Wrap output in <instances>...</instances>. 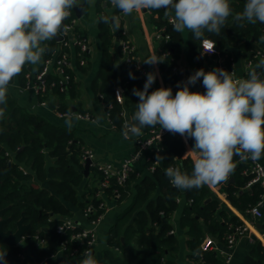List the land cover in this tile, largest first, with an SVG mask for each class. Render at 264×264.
Segmentation results:
<instances>
[{
    "label": "trees",
    "instance_id": "obj_1",
    "mask_svg": "<svg viewBox=\"0 0 264 264\" xmlns=\"http://www.w3.org/2000/svg\"><path fill=\"white\" fill-rule=\"evenodd\" d=\"M82 3L87 12L88 0H82ZM230 4L235 14L243 10L245 0H230ZM96 5L102 9L100 17L121 14L119 10L111 6L109 0H96ZM150 11L156 30L164 36L170 35L168 44L166 39H162L165 45L162 48L164 52L170 50L172 56H163L160 53V57L163 56L161 57L163 62L159 63V66L164 73V79L172 88L178 83L182 87L189 76L172 70L176 65L175 59L172 58L177 56L176 51L183 43L182 33L173 31L171 20L169 16H165L164 9ZM73 17H77L74 8L71 16L64 23H69ZM98 25L102 63L97 73L95 87L104 95L111 122L122 131L124 123L131 122L136 104L139 102V98L133 95L132 90L134 88L143 90L146 77L134 66L136 57L130 62L125 61L119 67L117 66L111 50L113 44L111 24L99 22ZM74 33H81L77 26L74 28ZM205 35L215 41L222 54L226 53L225 48L231 44L238 46L241 51H249L254 56L259 49L261 50L260 44H264L262 39L264 24L257 22L253 25L244 22V27L241 28L232 17H229L220 35L208 33ZM58 37L45 41V59L56 61L65 55L70 60L69 46L64 45L65 41L71 39L70 35L65 32ZM189 47L193 56L198 58L197 70L204 69L208 72L204 63L207 62L210 65L212 62L206 56H199L202 51L201 41L194 40L190 32ZM77 63L79 68L83 67L78 57ZM65 69L71 74L68 88L61 90L59 84L61 76L57 72L50 71L44 77L46 88L39 92L40 99L47 100L49 94L59 98L66 93L72 97L75 96L76 83L72 67L66 66ZM27 71L28 64L21 72L23 85L29 81ZM130 72L135 79L130 78ZM257 72H260L261 78H264V69H258ZM119 87L123 91L122 102L117 101L115 96V91ZM178 89L174 90L173 95ZM151 92L152 86L149 88V93ZM55 102L52 101V105H55ZM0 107L5 106L0 105ZM59 110L62 113L73 112L70 107L62 105ZM78 111L80 114L88 112L83 107ZM153 128L143 129V135ZM188 142L193 147L194 140L188 138ZM186 147L187 144L181 135L176 134L169 139L167 136L159 144L161 153L154 152L143 163L144 168L148 170L146 173H143V168L133 167L124 182H120L113 176L109 178L105 186L100 183L106 179L103 170L91 164L90 171H94L98 176H93L92 182L89 184L87 182L84 192L80 194L79 185L86 177L84 155L87 148L84 141L76 134V129L51 124L45 117L27 111L12 95L8 94L5 114L0 117V201L2 207L9 206L7 212L12 214L13 220L22 214L27 216L31 228L25 235H47L49 240L51 239L52 242L44 247L38 245L35 239L27 240L37 261H40L55 253L56 249L53 246L55 243L59 246L65 243L68 255L76 247L79 248V252L87 249L86 242L71 240L73 230L58 231L66 218L73 215L66 202H71L84 210L88 205L96 207V213L88 217V220H91L104 211L100 207L103 199L99 197L98 192L106 191L114 195L118 192L120 194L117 198L118 203L130 200V204L111 227L108 247L99 264H177L168 257L169 253L179 245L177 236L170 233L174 228L171 216L179 206V198L184 196L190 203L185 207L181 225L186 228V233L189 235L188 246L192 251L191 255L198 262L202 259L212 264H224V260L214 251L202 249V242L206 236L203 223L208 224L209 230L217 233L224 240L242 222L235 215H225L223 220L216 219L223 212H218L221 207L219 200L213 198L206 201L211 195L210 186L183 190L171 185L165 175V169L168 166L180 167L183 172L189 174L193 169L192 157L184 156ZM158 154L165 157V160L155 163ZM234 163L236 165L233 171L235 180H231L230 176L224 183L223 189L234 205L246 209L258 201L262 189L259 184L247 186L251 175L245 173L247 165L240 161L239 156L234 158ZM44 227H48L49 231H43ZM38 229L41 230L38 231ZM117 247L119 251L115 249ZM0 252H6L8 264L27 262L25 251L20 246L6 249L1 245ZM123 252L128 254L124 256ZM23 257L25 260L22 259ZM49 264L64 263L51 261ZM245 264H264V245L260 241L257 240L253 244Z\"/></svg>",
    "mask_w": 264,
    "mask_h": 264
},
{
    "label": "clouds",
    "instance_id": "obj_2",
    "mask_svg": "<svg viewBox=\"0 0 264 264\" xmlns=\"http://www.w3.org/2000/svg\"><path fill=\"white\" fill-rule=\"evenodd\" d=\"M91 3V0H88ZM111 6L125 16L140 10L164 9L171 16L173 31L186 30L201 41L203 53H212L215 42L205 33L220 35L232 17L238 27L244 22L264 24V0H245L243 10L233 14L230 0H109ZM82 8L81 0H0V117L5 114L8 86L26 64H38L51 41L68 31L64 23L74 7ZM99 22L110 23L119 30L117 16H102ZM264 39V37H262ZM163 62L155 54L144 64ZM264 69V58L248 72V78L237 79L222 68L205 72L199 69L190 75L175 95L172 89L160 87L151 93L149 88L156 73L146 74L143 90L133 89L139 98L131 122L122 126L125 139L141 137L143 129L159 126L172 134L194 140L186 153L194 154L191 174L180 167L168 166L165 175L177 189L190 190L225 183L235 170L234 158L259 161L264 157V78L257 72ZM130 78L135 76L130 72ZM205 92L191 91L190 85L201 80ZM121 96L117 93V97ZM78 114H66L69 129ZM94 123L97 121H93ZM165 157L156 156V162ZM23 240V239H22ZM0 264H8L6 252H0ZM80 264H98L91 252L85 253Z\"/></svg>",
    "mask_w": 264,
    "mask_h": 264
},
{
    "label": "crops",
    "instance_id": "obj_3",
    "mask_svg": "<svg viewBox=\"0 0 264 264\" xmlns=\"http://www.w3.org/2000/svg\"><path fill=\"white\" fill-rule=\"evenodd\" d=\"M82 2V0H81ZM83 5V3H82ZM102 9L96 5V0H91L88 5L87 12L84 9L82 17H77V27L82 34L89 37L90 40V53L88 55L87 63L82 67H78L76 46L74 44L69 45V54L71 60V67L73 70V76L76 83V94L72 97L69 93H66L62 98L47 95V100L40 99L39 93L36 92L32 83L23 85L21 83L22 73L16 76L8 86V94L12 95L13 98L27 111L35 113L37 115L45 117L53 125L59 127H67L65 120L68 112L62 113L59 109L60 106L70 107L73 114H78V109H86L91 117L81 118L76 120L73 119V126L71 128L76 129V134L84 141L85 146L93 154L94 166L103 165L106 163H112L114 166L119 168L126 157H128L136 148L137 140L140 137H131L125 139L122 136V131L117 129L110 120L107 112V104L104 100V95L101 90L95 87V81L97 79V73L102 63V51L101 41L99 37V18L102 13ZM150 10H140L132 13L131 15L125 16L123 13L118 15L120 28L114 30L111 27L113 44L111 47L114 60L119 67L125 61H127L126 53L122 48V40H128L135 47V57L146 70L147 73H156V80L152 85V91L160 88H171L174 93L175 87L172 88L170 84L164 79V73L161 70L159 63L156 65L144 64L143 60L150 55L160 56V53L164 55L163 42L156 38V28L151 20ZM171 19L172 17L169 16ZM183 43L181 47L176 51L175 62L178 67V72H182L187 76L192 75L197 71L198 58H195L189 47V32L186 30L182 33ZM208 39H211L207 37ZM214 41L213 39H211ZM168 44V40L166 41ZM215 42V41H214ZM42 46H46L44 42ZM216 52L213 54L200 52L199 56H206L210 62L204 63L208 71L217 68L218 65L224 66L228 71L232 72L235 77L239 79L248 78V72L255 67L258 61L264 58V44H260L261 54L253 56L249 51H241L238 46L228 44L225 48L226 53L220 52L219 46L215 43ZM45 53L42 56L41 61L36 65L28 64L29 81L33 82L35 75L41 71L44 61ZM163 56H161L163 58ZM251 61V63H250ZM173 66V67H174ZM258 70V69H257ZM50 71L55 73L57 71L56 65H52ZM176 72V71H175ZM185 82V81H184ZM200 87L190 85L191 91L205 92L206 89L202 85V81H198ZM178 89V88H177ZM52 101H56L55 105H52ZM97 121V122H93ZM176 135V134H175ZM174 137V134L169 133L168 139ZM184 152V156H190L194 160V154L186 153L192 148L188 143ZM158 147H152L147 151L144 157L134 164V168H143V173L148 170L144 168L143 163L149 159V156L156 152ZM161 153V152H160ZM264 163V157L261 158ZM92 164V165H93ZM97 175L94 171H90L88 175H85V179L79 185V193L84 192L86 183L92 182L93 176ZM98 176V175H97ZM231 180H235V175L231 174ZM224 183L217 186H210L211 195L206 201L217 199L221 203L219 211H222V215L219 214L216 219L223 220L225 215H235L238 219L246 224L252 236L251 240L248 236L239 237L232 248H228L225 238L224 240L218 236L217 233L209 230L208 224L203 223L205 235H210L216 241V250L214 252L221 259H225V253L231 254V260L224 262V264H245V260L251 253L253 244L258 240L264 245V216L257 218L249 208L242 209L234 205L228 198ZM98 194L101 195L106 205V209L103 213V217L97 224V235L94 245L91 247L90 252L94 255L98 264L103 259V253L108 247V237L111 227L114 225L118 216L128 207L130 200L118 203L117 197L114 194L106 191H100ZM240 202V199L237 198ZM179 206L171 216V221L174 226L172 235H176L179 240V245L176 249L169 253L168 257L174 260L177 264H198L199 262L194 259L191 255V249L188 246L189 235L186 233V228L181 225V217L184 213L185 207L189 205V201L184 197L179 198ZM67 207L73 212V215L68 216L69 219L73 220L80 227H90V221L85 216L84 209L79 206L66 202ZM264 211V205H263ZM47 228V230L45 229ZM43 231L48 232V227H45ZM171 230V231H172ZM47 236V235H46ZM51 239L47 241L50 244ZM20 246V245H18ZM56 249L55 257L52 259L54 263L63 261L64 264H80L85 258V253H77L74 255H68L66 251H63L56 243L53 245ZM21 247V246H20ZM44 247V246H43ZM25 253V258L30 264H36L37 259L30 245L25 244L21 247ZM119 251L118 247L115 248ZM124 256L128 252L124 253ZM196 255H199L196 253ZM197 261V262H196Z\"/></svg>",
    "mask_w": 264,
    "mask_h": 264
},
{
    "label": "built area",
    "instance_id": "obj_4",
    "mask_svg": "<svg viewBox=\"0 0 264 264\" xmlns=\"http://www.w3.org/2000/svg\"><path fill=\"white\" fill-rule=\"evenodd\" d=\"M172 19V18H171ZM170 19V20H171ZM68 26V31L66 32L67 34L70 35L71 39L67 40L64 42V45L69 46L71 44H74L76 46V49L78 48L77 52H76V56L79 58L80 61V65L84 66L87 63L88 60V55L90 53V40L89 37L85 34H75L74 33V28L77 25V17H73L69 23L66 24ZM164 35L161 34V32H156V38L159 40L162 39H166V41L170 38L169 34H166L164 37ZM122 48L124 50V52L126 53L127 56V61L130 62L131 59L135 58V47L126 39L122 40ZM203 50V48H202ZM216 47L214 48V51L212 53L209 54H213L216 52ZM259 54H261V50L259 49L255 56H258ZM164 55L166 56H172V52L170 50H167L164 52ZM174 59V58H172ZM251 63V61H250ZM56 65L57 68V73L61 76L60 79V87L61 90H66L69 86V82L71 79V74L69 72L66 71L65 67L66 66H71V60L67 59V57L64 55L62 58L54 61L52 59H45L44 61V65L41 69L40 72L37 73V75H35V79L33 82V78L32 80L28 81V85H30L32 83V86H34L35 90L37 93H39L40 91H44L46 86L44 83V77L47 73L50 72V68L52 65ZM134 66L136 67V69H138L140 71V73L146 77L147 74V70L138 62L136 61ZM217 68H222L226 71H228L224 66H220L218 65ZM173 71H178V67L174 66L172 68ZM229 73H231L230 71H228ZM233 74V73H232ZM260 74V72H259ZM234 75V74H233ZM27 77H29V74L27 75ZM234 78H237L234 76ZM239 79V78H237ZM181 87V84L178 83L175 86V89ZM120 93L121 96L117 97V93ZM115 96L117 101L122 102L123 101V91L122 89L119 87L116 89L115 91ZM79 117L81 118H90L91 115L89 112L87 113H83L80 114L78 113ZM170 132L160 129L159 126L151 129L147 134H144L143 136H141L138 140H137V146L135 148V150L124 159V161L122 162V165L117 168L116 166H114L112 163H106L103 165H98V167H100L104 174L106 179L101 181L100 183L102 185H107V183L109 182V178L110 177H117V179L120 182H124L130 171H132L133 166L136 162H138L139 160H141L144 155L147 153V151H149V149H151L152 147H158L156 152L160 153L161 152V148H159V144L168 136ZM182 137V136H181ZM183 140L185 141V143H188V138L186 139L185 137H182ZM87 158L93 159V154L92 152L87 149L84 155V160L86 161ZM241 161V159H240ZM243 163H245L246 166V170L245 173L250 174L251 175V179L249 180L247 186H252L254 184H259L262 191L260 193L259 199L256 203H254L253 205H251L249 207V210L257 217V218H262L264 216V211H263V205H264V163L263 161L260 159L259 161H252L251 159H248L246 161H241ZM155 163H157L155 161ZM93 164V162H92ZM154 167V166H153ZM152 169V168H151ZM120 194L117 192L115 193V197H119ZM99 197L101 199H103L101 197V195L99 194ZM100 207L102 209H106V205L104 203V201L102 200V202L100 203ZM97 208L93 207L92 205H88L85 210V216L88 218L91 214L96 213ZM103 211V213H104ZM103 213L102 214H98L95 218H92L90 221V227H81L79 229L80 226H78L77 223H75L73 220L71 219H66L64 221V223L62 225L59 226L58 231H65L67 229H71L73 230L72 235H71V240H81L82 243H84V239L86 240V243L91 246L92 244L95 243L96 240V235H97V224L100 222V220L103 217ZM174 230L171 231V233H173ZM248 236L251 240L254 239V237L251 234V231L249 229V227L246 224L241 223L240 225H237L232 232H230L226 239V244L228 248H232L237 239L239 237L242 236ZM24 240H28V239H35L37 244L40 246H45L47 241L49 240V237L44 235L41 236L39 234H27L24 235ZM61 249L63 251H66V244L62 243L60 245ZM202 249L203 250H209V251H214L216 250V241L214 240V238L210 235H207L204 237L203 242H202ZM86 252H90V249H84L82 251L79 252V248L76 247L72 253L70 255H74L77 253H86ZM56 253H52L49 256H46L45 258H43L40 261H37L36 264H49L52 259L55 257ZM23 260H25V258H22ZM231 260V254L229 252L225 253V259L224 262H229ZM23 264H28L26 261ZM198 264H212L210 262H206L204 260H200V262Z\"/></svg>",
    "mask_w": 264,
    "mask_h": 264
},
{
    "label": "water",
    "instance_id": "obj_5",
    "mask_svg": "<svg viewBox=\"0 0 264 264\" xmlns=\"http://www.w3.org/2000/svg\"><path fill=\"white\" fill-rule=\"evenodd\" d=\"M74 10H75L76 16L78 18L83 16V14H84L83 5H82V8L79 6L74 7ZM195 86H198V88H199L200 83L197 81ZM85 162L86 163H85L84 173H85V175H88L90 172V167H91L93 160L90 158H87ZM3 211H1V212H3ZM51 215H53V213H51ZM5 220L0 221V239L5 240L12 245H19L22 242L23 236L25 235V231L27 232V229L30 228L31 225L30 224L21 225V221H20L19 222L20 226L15 232H12L11 230L4 231L3 227L1 226V223H3ZM45 229L47 230V228H45ZM40 230L41 229H38V231H40Z\"/></svg>",
    "mask_w": 264,
    "mask_h": 264
},
{
    "label": "flooded vegetation",
    "instance_id": "obj_6",
    "mask_svg": "<svg viewBox=\"0 0 264 264\" xmlns=\"http://www.w3.org/2000/svg\"><path fill=\"white\" fill-rule=\"evenodd\" d=\"M8 210H9V206L2 207V202L0 201V221L6 219L3 223H1V226L3 227L4 231L11 230L12 232H15L20 226V224H19L20 221H21V225H27V224L31 225L27 216H25L24 214H22V216H20L16 220H13L12 214L7 212ZM1 211H3V212H1ZM30 228H31V226H30ZM30 228H28L27 231ZM25 233H26V231H25ZM1 245L6 249L11 248L12 246H18V245H12V244L8 243L7 241L0 239V246Z\"/></svg>",
    "mask_w": 264,
    "mask_h": 264
},
{
    "label": "rangeland",
    "instance_id": "obj_7",
    "mask_svg": "<svg viewBox=\"0 0 264 264\" xmlns=\"http://www.w3.org/2000/svg\"><path fill=\"white\" fill-rule=\"evenodd\" d=\"M25 244H28L26 240H24V237H23V240L22 242L19 244L21 247L24 246Z\"/></svg>",
    "mask_w": 264,
    "mask_h": 264
},
{
    "label": "bare ground",
    "instance_id": "obj_8",
    "mask_svg": "<svg viewBox=\"0 0 264 264\" xmlns=\"http://www.w3.org/2000/svg\"><path fill=\"white\" fill-rule=\"evenodd\" d=\"M66 219H69V218H66ZM84 242H86V240L84 239ZM87 244V243H86ZM94 244H92L91 246H89L88 244H87V249L89 248V249H91V247L93 246ZM28 264H30L29 262H28Z\"/></svg>",
    "mask_w": 264,
    "mask_h": 264
}]
</instances>
